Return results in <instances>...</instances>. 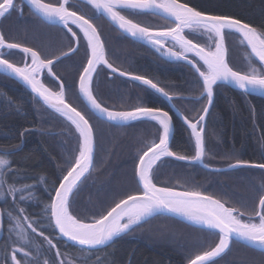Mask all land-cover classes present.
<instances>
[{"label": "trees", "instance_id": "16d2710c", "mask_svg": "<svg viewBox=\"0 0 264 264\" xmlns=\"http://www.w3.org/2000/svg\"><path fill=\"white\" fill-rule=\"evenodd\" d=\"M21 11H12L0 18V30L10 42L21 43L59 55L75 46L58 25L44 22L33 14L23 2ZM73 10L97 26L105 43L106 57L115 67L136 75H144L164 87L177 98L173 100L177 108L195 121L201 114L206 98L199 96L201 85L194 69L181 61H169L162 58L147 45L134 41L120 32L102 15L94 18L92 9L79 0ZM200 10L209 9L214 13L233 15L251 23L258 29H264V0H181ZM143 26L167 25L169 20L157 15H133L122 13ZM76 31L75 28H73ZM194 42L204 44L203 39L188 35ZM77 35H81L79 32ZM228 61L241 71L247 70L246 55L248 49L240 45L236 37L226 40ZM5 58L20 64L23 57L18 51ZM51 58V56H49ZM259 67V63L253 59ZM86 65L85 42L80 41L79 51L70 58L56 63L53 72L64 82L66 100L78 110L84 112L95 130L94 166L90 174L83 179L80 189L72 197L71 210L78 218L91 222L104 208L113 206L124 194L139 190L135 179L137 154L144 145L156 139L158 127L145 122H134L127 126H118L97 119L77 95L81 65ZM203 70V69H202ZM43 82L54 91H59L57 82L42 75ZM93 92L104 106L112 110L125 111L137 104L159 107L171 112L168 102L156 92L146 89L138 82H132L118 75H112L107 69L99 68L94 76ZM0 149L11 152L7 158L13 168L22 170L24 183L35 184V196L38 201L21 204L26 214L40 219L43 215L40 201L48 202L53 184L58 186L61 169L69 167L67 158L74 154L77 144L74 129L36 99L34 95L7 76L0 75ZM214 102L208 113L204 138L208 166L226 167L235 160H247L264 163V98L250 95L218 84L214 89ZM179 97H184L180 99ZM9 99L15 104H9ZM175 132L171 149L181 155L192 156L194 138L190 129L174 113ZM28 130V131H25ZM146 150V149H144ZM142 154V153H141ZM160 163V162H158ZM63 174H66L64 172ZM44 176L45 187L38 183ZM159 186H176L181 190H200L220 199L227 207L238 208L242 212H251L258 204L260 195H264V171L256 168H242L229 171H211L200 164L186 163L168 158L159 167L154 176ZM1 209L11 207L10 203L0 201ZM41 231L49 237H55L54 243L68 258L76 264H187L195 254L208 250L218 243V237L189 226L169 216L159 215L144 222L133 232L117 238L109 246L96 250L94 254L80 253L77 246L63 241L47 221L40 219ZM14 238L8 232V220L4 219V236L0 242V264H4L6 246ZM33 240L42 243L33 235ZM46 247V246H45ZM31 250V249H28ZM108 253L107 257L105 254ZM42 258L51 257V252L33 253ZM80 259H77V257ZM91 256V259L88 257ZM23 257V253L18 258ZM215 264H264V252L255 250L238 242H233Z\"/></svg>", "mask_w": 264, "mask_h": 264}, {"label": "snow or ice", "instance_id": "6c2138e0", "mask_svg": "<svg viewBox=\"0 0 264 264\" xmlns=\"http://www.w3.org/2000/svg\"><path fill=\"white\" fill-rule=\"evenodd\" d=\"M84 2L92 9L94 18L99 19L103 15L134 41L151 46L162 58L183 61L194 69L201 85L199 96L195 99L206 98L207 103L195 121L181 113L194 138L195 154L188 156L173 151L170 144L174 125L173 117L168 111L143 104H137L131 110H112L104 106L94 94V76L98 74L99 68H104L112 75L138 82L169 101L177 97L153 79L122 71L110 63L106 57L100 30L86 15L73 10L78 5L73 4L72 0H27L35 16L46 23L60 26L70 34V40L75 44L59 55L47 51L42 55L41 51L33 47L10 42L0 32V75L23 81L31 89L34 99L67 121L76 134L74 154L67 158L69 167L61 169L58 186L52 185L51 193L54 195L49 194L48 202L40 201L43 204V215L40 219L47 218L60 236L78 246L80 253L94 254L102 246H109L117 238L133 232L149 218L161 214L183 217L202 231L218 237V243L214 247L195 254L188 259L187 264H215L216 260L229 250L233 240L257 246L264 251V195H260L258 204L251 212H242L238 208L227 207L220 199L200 190L180 191L176 186H158L154 182L159 167L168 158L186 162L205 159L203 123L213 104L214 89L219 83L234 85L244 93L253 91L264 94V29H258L233 15L214 13L209 9L200 10L199 7H192L188 2L181 0ZM12 11L22 12L21 5L16 0H0V17H5ZM125 11L133 15H162L170 24L142 26L141 23L123 15ZM73 28L76 31H73ZM78 32L81 35L78 36ZM185 33L203 39L205 43L194 42ZM231 37H236L239 44L249 50L246 55V71L234 69L228 61L226 40ZM81 40L85 42L86 65H81L77 95L86 102L88 110L97 119L114 125L127 126L142 121L154 124L159 130L156 139L144 145L146 150L141 149L137 154L138 163L134 172L139 190L124 194L118 202L113 201V206L104 208L101 213L91 218V222H85L74 215L71 205L72 197L79 191L83 178L90 174L94 166V126L84 112L67 102L64 82L53 72L56 63L79 51ZM16 51L23 57L20 64L5 58ZM253 57L259 62V67L253 62ZM42 75L56 81L59 91L54 92L47 87L41 79ZM0 96L4 94L0 93ZM9 104H15V101L9 99ZM11 155V152L0 149V201L11 205L0 211V227H3V220L7 218L9 235H14L11 243L6 246L10 251L5 252L4 264H74L73 260L64 258L66 253L53 242L55 237H49L40 230V219L26 214V208L20 206L30 200L38 201L39 198L34 193L36 185L24 183L26 177L22 170L12 167V161L7 158ZM227 167L256 168L264 171V163L247 160H235ZM64 172L66 174H63ZM45 179L44 176H39L38 183L47 190ZM33 235L40 238L42 243L33 240ZM42 250L44 254L50 251L51 257L44 259L42 255H33L34 252L42 253ZM21 253L23 257L18 258ZM107 255L109 254L106 253L105 257ZM97 264H102V261L98 259Z\"/></svg>", "mask_w": 264, "mask_h": 264}, {"label": "water", "instance_id": "95a60500", "mask_svg": "<svg viewBox=\"0 0 264 264\" xmlns=\"http://www.w3.org/2000/svg\"><path fill=\"white\" fill-rule=\"evenodd\" d=\"M79 1H82V2H84V0H79ZM23 2H24V4L30 9V7H29V5L27 4V0H23ZM103 16V15H102ZM157 16H159V17H161V18H164L162 15H157ZM104 17V16H103ZM1 18V17H0ZM87 18V17H86ZM105 18V17H104ZM108 22H109V20L107 19V18H105ZM165 19V18H164ZM167 20V19H166ZM48 24H50V23H48ZM112 24V23H111ZM51 25H53V24H51ZM113 25V24H112ZM114 26V25H113ZM143 26V25H142ZM115 28H117L120 32H122L118 27H116V26H114ZM0 32H1V30H0ZM123 33V32H122ZM123 34H125V35H127L128 37H130L128 34H126V33H123ZM186 35V34H185ZM131 38V37H130ZM189 38V37H188ZM132 39V38H131ZM190 39V38H189ZM140 43H143V44H145L144 42H140ZM145 45H147V44H145ZM148 47H150L151 48V46H149V45H147ZM170 46V45H169ZM154 50V49H153ZM176 51H179V49H175ZM249 51V50H248ZM158 53V52H157ZM159 54V53H158ZM160 55V54H159ZM161 56V55H160ZM227 58H228V53H227ZM164 59H166V58H164ZM253 59L255 60V58L253 57ZM166 60H169V59H166ZM169 61H175V60H169ZM256 61V60H255ZM181 62H183V61H181ZM256 62H258V61H256ZM185 63V62H184ZM259 63V62H258ZM124 78V77H123ZM13 80H15L16 82H18L20 85H22L24 88H26L28 91H30L31 92V89L26 85V84H24L23 83V81H20V80H18V79H15V78H12ZM41 79H42V77H41ZM79 80V79H78ZM43 81V80H42ZM44 83V82H43ZM45 84V83H44ZM219 84H224V83H219ZM46 85V84H45ZM224 85H227V86H229L230 88H232V89H235V90H238V91H242V90H240V89H238V88H236L234 85H231V84H224ZM47 86V85H46ZM48 87V86H47ZM50 88V87H49ZM54 91V90H53ZM55 92V91H54ZM243 92V91H242ZM32 93V92H31ZM33 94V93H32ZM158 95H160L159 93H157ZM247 94H250V95H256V96H260V97H263L264 98V94H262V93H260V92H253V91H250V92H248ZM34 95V94H33ZM161 97H163L162 95H160ZM65 98H66V96H65ZM81 98V97H80ZM167 102H168V104H169V106H170V109H171V111L186 125V126H188L185 122H184V120H183V118H182V116H181V111L176 107V105L173 103V100H171V101H169L168 99H166L165 97H163ZM82 100V99H81ZM83 101V100H82ZM68 102V101H67ZM213 102H214V99H213ZM69 103V102H68ZM83 103L86 105V102L85 101H83ZM45 106V105H44ZM212 107V106H211ZM211 107H210V109H211ZM49 109V108H48ZM210 109H209V111H210ZM163 110H165V109H163ZM116 111H118V110H116ZM165 111H168V110H165ZM54 112V111H53ZM169 112V111H168ZM169 114L170 115H172L170 112H169ZM184 115V114H183ZM185 116V115H184ZM208 116V115H207ZM207 116L205 117V121H204V123H203V127H205V123H206V119H207ZM173 117V116H172ZM103 120V119H102ZM105 121V120H104ZM112 124V123H111ZM173 125H174V131H173V136H174V132H175V122H174V119H173ZM173 136H172V139H173ZM172 139H171V141H172ZM94 156H95V151H94ZM182 162H186V161H182ZM186 163H193V164H200L201 166H203L205 169H208V170H211V171H213V169H221V171H229V170H234V169H230V168H228L227 166L226 167H221V168H215V167H211V166H208V165H206L205 163H204V160L203 161H194V162H186ZM91 171V170H90ZM216 172H220V171H216ZM88 175V174H87ZM86 175V176H87ZM84 179V178H83ZM159 186V185H158ZM178 190H180V191H185V190H181V189H178ZM54 195V194H53ZM0 211H2V209H1V207H0ZM161 215H165V216H169V217H172V218H174V219H177V220H179V221H181V222H183V223H185V224H187V225H189V226H192V227H195V228H198V229H200L198 226H194L193 224H192V222H190V221H188V220H186L185 218H183V217H178V216H175V215H173V214H161ZM157 216H159V215H157ZM156 217V216H155ZM149 219H151V218H149ZM148 219V220H149ZM147 220V221H148ZM55 232L57 233V235L63 240V241H65L66 243H68V244H71V245H73V246H77V245H75L74 244V242H72V241H70V240H67V238H65V237H62V236H60L59 235V233H58V231H56L55 230ZM3 236H4V220H3V227H0V242L2 241V239H3ZM233 242H238V241H236V240H233L232 241V243ZM231 243V244H232ZM238 243H240V244H243V245H245V246H248V247H250V248H253V249H255V250H258V251H261V252H264V251H262V250H260L257 246H254V245H251V244H246V243H244V242H238ZM231 244H230V246H231ZM78 247V246H77ZM104 247H106V246H102L101 248H104Z\"/></svg>", "mask_w": 264, "mask_h": 264}, {"label": "flooded vegetation", "instance_id": "af4514ba", "mask_svg": "<svg viewBox=\"0 0 264 264\" xmlns=\"http://www.w3.org/2000/svg\"><path fill=\"white\" fill-rule=\"evenodd\" d=\"M74 31V30H73ZM214 98H215V94H214ZM174 100V99H173ZM174 103V102H173ZM169 105V104H168ZM170 107V106H169ZM177 107V106H176ZM170 112V111H169ZM172 112V111H171ZM170 112V113H171ZM173 113V112H172ZM174 119V118H173ZM206 124V123H205ZM189 128V127H188ZM204 130H205V127H204Z\"/></svg>", "mask_w": 264, "mask_h": 264}, {"label": "rangeland", "instance_id": "374dc122", "mask_svg": "<svg viewBox=\"0 0 264 264\" xmlns=\"http://www.w3.org/2000/svg\"><path fill=\"white\" fill-rule=\"evenodd\" d=\"M65 96H66V94H65ZM68 259V258H67ZM74 264H76V263H74Z\"/></svg>", "mask_w": 264, "mask_h": 264}]
</instances>
